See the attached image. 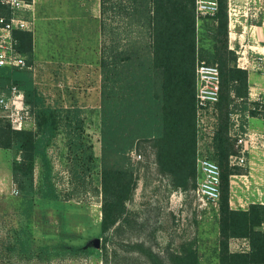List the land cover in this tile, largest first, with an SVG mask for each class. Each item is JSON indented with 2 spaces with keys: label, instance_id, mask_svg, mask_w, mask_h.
<instances>
[{
  "label": "trees",
  "instance_id": "1",
  "mask_svg": "<svg viewBox=\"0 0 264 264\" xmlns=\"http://www.w3.org/2000/svg\"><path fill=\"white\" fill-rule=\"evenodd\" d=\"M21 1L30 4L32 0ZM99 1L103 38L99 59L102 263L128 264L135 253L147 264H199L193 249L166 251L162 256L143 242L136 244V251L129 244L116 247L113 242L131 228L126 204L136 186L130 154L137 142L152 143L159 172L169 177L175 188L196 181L195 68L197 61H202L217 66L220 74L217 125L209 153L220 169L218 264H264V204L251 203L246 209H233L229 204L230 179L243 173L230 163L238 156L236 139L230 133L232 116H238L239 132L243 133L247 117L264 118V104L249 100L248 72L237 66V55L228 47V0H219L217 14L201 21H211L203 26L209 47L200 46L194 0ZM12 14L0 3V19L10 20ZM113 15L119 18L117 26ZM12 36L17 53L30 67L31 34L15 30ZM12 87L22 93L35 130H14L9 122L0 123V148L15 151L12 183L21 195L29 230L37 160L41 167V200L58 199L48 148L60 131L65 136L72 178L89 174L96 157L81 109L49 105L28 69L0 67V93L9 95ZM234 239H245L248 250L231 251L229 242ZM55 248L72 253L84 250L66 244Z\"/></svg>",
  "mask_w": 264,
  "mask_h": 264
},
{
  "label": "rangeland",
  "instance_id": "2",
  "mask_svg": "<svg viewBox=\"0 0 264 264\" xmlns=\"http://www.w3.org/2000/svg\"><path fill=\"white\" fill-rule=\"evenodd\" d=\"M27 5L12 17L25 21L28 29L24 31L32 36L33 60L28 70L49 105L81 109L96 161L89 174L72 178L65 136L60 131L48 148L58 199L41 200V167L37 160L35 203L28 230L21 195L12 183L15 151L0 148V264H103L99 162V59L103 38L99 28V0H32ZM231 5H264V0H234ZM112 21L115 26L120 24L115 15ZM210 22L197 25L200 46L209 47L203 26ZM1 99L11 103L12 95L0 93ZM8 111L0 104V123L9 122L12 128ZM25 114V129L34 131L33 117L28 112ZM213 116L212 111L206 113L198 133V156L209 160L213 149L207 125H211ZM238 124V118L236 123L232 122V137L242 133ZM134 155L141 158L135 159ZM130 160L136 181L134 193L126 204L131 228L114 239L113 244L116 247L129 244L136 251V244L143 242L162 256L166 251L181 253L193 249L199 264H218V209L198 207L193 197L196 181L175 188L170 178L159 172L150 141L137 142ZM95 240L99 241L98 248L94 246ZM61 244L84 250L72 253L55 248ZM229 248L244 252L249 247L245 239H234L229 242ZM127 263L147 264L145 258H137L135 253Z\"/></svg>",
  "mask_w": 264,
  "mask_h": 264
},
{
  "label": "built area",
  "instance_id": "3",
  "mask_svg": "<svg viewBox=\"0 0 264 264\" xmlns=\"http://www.w3.org/2000/svg\"><path fill=\"white\" fill-rule=\"evenodd\" d=\"M0 3L6 5L14 13L25 9L29 5L21 0H0ZM219 7V0H194V12L197 25L204 19L213 18ZM28 29V24L20 19L11 17L10 20L0 19V67H15L19 69H31L26 65V61L19 55L15 49V40L12 32L15 30L24 31ZM195 87H196V127L197 140L200 127H203L206 113L213 112L211 125H207V130L212 141L217 125V115L215 105L219 99L220 74L215 65H209L202 61H197L195 68ZM12 101L5 103L0 100L7 110L14 130L25 129V119L27 112L23 104V95L16 87L11 88ZM237 115L232 116V122H237ZM235 126V125H234ZM206 129V128H205ZM239 129V124H238ZM231 133V131H230ZM236 139L235 147L238 150V156L231 158L232 166H243L245 163V153L250 151L253 145L258 141L257 138L247 132H243L234 137ZM264 137H261V139ZM260 139V140H261ZM135 159H140V155H134ZM196 183L193 190L195 203L201 209L213 207L218 209L220 200V169L218 165L207 159L198 156L196 158Z\"/></svg>",
  "mask_w": 264,
  "mask_h": 264
},
{
  "label": "crops",
  "instance_id": "4",
  "mask_svg": "<svg viewBox=\"0 0 264 264\" xmlns=\"http://www.w3.org/2000/svg\"><path fill=\"white\" fill-rule=\"evenodd\" d=\"M232 2H228V47L237 55V66L248 72L249 100L264 104V5ZM246 120L244 132L258 141L245 153L244 165L238 166L243 173L230 179L229 204L233 209L264 204V142L260 140L264 137V118Z\"/></svg>",
  "mask_w": 264,
  "mask_h": 264
},
{
  "label": "water",
  "instance_id": "5",
  "mask_svg": "<svg viewBox=\"0 0 264 264\" xmlns=\"http://www.w3.org/2000/svg\"><path fill=\"white\" fill-rule=\"evenodd\" d=\"M98 243H99L98 240H95V241H94V246H95L96 248H98Z\"/></svg>",
  "mask_w": 264,
  "mask_h": 264
}]
</instances>
